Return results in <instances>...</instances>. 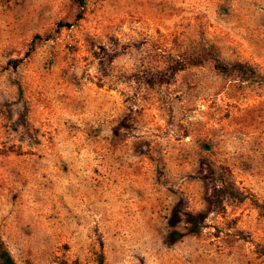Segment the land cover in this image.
Wrapping results in <instances>:
<instances>
[{"label":"rangeland","instance_id":"374dc122","mask_svg":"<svg viewBox=\"0 0 264 264\" xmlns=\"http://www.w3.org/2000/svg\"><path fill=\"white\" fill-rule=\"evenodd\" d=\"M77 12L0 0V253L264 264V0H84ZM34 35L48 38L29 52ZM207 49L261 80L171 68Z\"/></svg>","mask_w":264,"mask_h":264},{"label":"trees","instance_id":"16d2710c","mask_svg":"<svg viewBox=\"0 0 264 264\" xmlns=\"http://www.w3.org/2000/svg\"><path fill=\"white\" fill-rule=\"evenodd\" d=\"M73 4H75L76 8L78 9L77 14L75 15V21L80 20L82 18V10H83V5H84V0H71ZM71 24L69 23H57L56 24V29L59 28H69ZM47 36L42 38L39 35H34L31 40L29 41L28 45V51H32L35 44H38L42 41L47 40ZM27 51V52H28ZM27 52L25 55H27ZM16 62L17 61H11L9 64H11V68L14 69L16 67ZM206 63H210L212 65V69L214 72L218 74H231V73H240L242 74L246 79L252 81V82H258L261 80V77L254 73L252 69L249 67L243 66V65H236V66H227L223 64L216 51L212 49H207V50H202L198 53L191 54V55H183L180 60L176 63H174L171 68L173 70H181L186 67H197L204 65ZM230 192V191H228ZM210 201V199H208ZM214 200V199H213ZM193 228L192 230H195L194 228V223L192 224ZM0 264H14L12 260L7 256V254L2 251L0 253Z\"/></svg>","mask_w":264,"mask_h":264}]
</instances>
